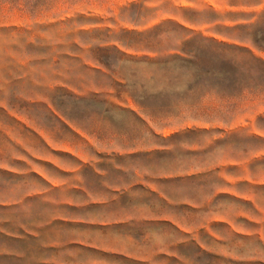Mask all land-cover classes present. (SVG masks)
I'll return each instance as SVG.
<instances>
[{
	"label": "rangeland",
	"instance_id": "1",
	"mask_svg": "<svg viewBox=\"0 0 264 264\" xmlns=\"http://www.w3.org/2000/svg\"><path fill=\"white\" fill-rule=\"evenodd\" d=\"M0 264H264V0H0Z\"/></svg>",
	"mask_w": 264,
	"mask_h": 264
}]
</instances>
